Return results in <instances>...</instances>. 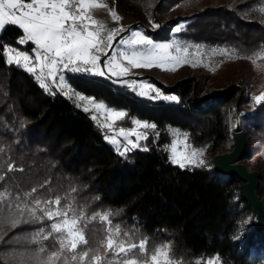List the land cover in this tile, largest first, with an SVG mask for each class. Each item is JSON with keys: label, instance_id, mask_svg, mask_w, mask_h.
<instances>
[{"label": "trees", "instance_id": "16d2710c", "mask_svg": "<svg viewBox=\"0 0 264 264\" xmlns=\"http://www.w3.org/2000/svg\"><path fill=\"white\" fill-rule=\"evenodd\" d=\"M263 1H210L197 8L196 0H107L128 15L150 10L159 28L133 23L130 29L139 27L152 40L176 34L196 43L233 47L245 57L264 53V18L255 8ZM175 7L179 11L165 18ZM183 21L181 32H175L174 26ZM22 37L18 26L0 31V264H47L48 255L61 250L62 234L49 235L52 221L34 204L37 198L57 196L61 208L71 205L77 215L83 214L80 226L88 241L75 253L64 250L62 264H87L71 256L95 248L116 228L120 239L146 240L149 254L168 245L175 264H207L210 259L215 264H264V233L251 224L239 179L215 172L211 158L202 166L181 168L171 162L167 148L170 128L176 127L192 146L209 147L211 157L229 151L232 114L250 104L251 114L240 117L246 141L241 160L259 171L257 192L264 202V103L252 98L264 93V58L257 62L249 92L208 75L183 77L171 85L159 75H128L154 84L163 94L157 99L139 95L121 83L122 77L66 71L73 89L126 113L115 122L118 127H132L134 119L155 126L147 128L141 142L146 150L119 154L89 113L62 95L63 89L50 82L45 89L35 74L7 62V47L33 51L34 44L21 42ZM33 212L42 219L36 220ZM100 254L104 256L103 248ZM112 257L108 252L107 258Z\"/></svg>", "mask_w": 264, "mask_h": 264}, {"label": "snow or ice", "instance_id": "6c2138e0", "mask_svg": "<svg viewBox=\"0 0 264 264\" xmlns=\"http://www.w3.org/2000/svg\"><path fill=\"white\" fill-rule=\"evenodd\" d=\"M78 4L80 7L73 10L70 0H27V2L26 0H0V29H4L8 25L18 26L26 33V40L34 42L35 48L33 52L37 61L36 65L29 66L30 56L28 54L17 53V56L22 57V66L27 72L35 74L40 79V86L45 89H47V85L44 84L42 78L45 74L54 83L58 79V83L63 89V87H66L62 75L63 71L99 76H105L110 73L109 79L112 77H123L129 73V67H126L117 60L115 52H113V55L108 56V51L112 49L116 33L108 32L105 38L100 31L90 30V25L84 23V21L90 18L82 14L90 5H87L85 0H78ZM112 15L115 16L116 13L113 12ZM186 23V21H183L181 24L174 26V31L177 33L181 32ZM154 27L159 28L160 25L154 24ZM117 42L121 45H128L133 49L130 53L127 51L120 52V56L131 67H163L166 62L181 63L179 56H173L169 52L172 45L154 44L150 37L143 35L138 30L132 31L131 39H120ZM136 46H145L147 47V51H137L135 50ZM99 53H103L107 59L104 62V68L94 71L99 66ZM7 62L21 64L20 59L13 61L11 57ZM192 66L196 67V64ZM105 69L107 72H105ZM171 70L174 71L175 68ZM147 87L151 88L155 93L151 97L152 99L160 98L159 89L154 88L150 84ZM73 94L80 102L94 103L86 95L80 94L78 91ZM65 95H68V93H65ZM139 95L148 96L149 93L141 91ZM163 98L171 101L178 100L176 96H164ZM253 100L257 104L264 103V93L260 96H254ZM96 107L103 106L96 105ZM83 110L88 112L90 109L85 106ZM125 115L124 111L113 110L110 118L113 120L122 119ZM92 119L95 120L96 117L93 116ZM134 123L144 128L155 127L148 123L141 125L139 120H136ZM107 126L111 127L110 124ZM119 134L124 137L127 144L133 148L138 147L137 142L141 138L138 132L135 130L126 131L125 128L121 127ZM131 137H136V141H133ZM110 142L116 144L117 140L111 138ZM127 151L129 149L125 147L124 152ZM204 152L205 149H193L190 152L177 153L176 148L173 147L170 159L172 163L181 168L192 164L193 161H195L196 166H202L204 164ZM3 179L4 177L0 176V180ZM32 192L35 193L36 189L33 188ZM34 204L48 220L52 221L50 225L51 233L49 235L52 233L62 234L58 238L61 250L51 252L47 257V264H62L61 256L64 250L75 253L79 245L88 244L87 239L83 235V229L80 226V221L84 219V216L82 213L77 215L73 206L66 205L64 208H61V198L59 196L54 200H41L37 198ZM23 211L24 209H20L21 215H23ZM70 213L72 214L70 215ZM33 216L36 220L42 219V217L35 216V212H33ZM103 218L107 219V216ZM41 232H43L42 229ZM119 237V228L115 230L110 229L106 239L98 241L95 248L83 251L79 256L73 254L71 259H78L81 262L87 261V264H113V259L107 258V253L111 252L113 258H120L119 264H175V260L168 250V245L154 247L151 254H149L146 240L133 243L130 240L120 239ZM101 248L104 250V256L100 254ZM90 252L92 254L89 259ZM197 264H199V261ZM207 264H215V260L210 259L207 261Z\"/></svg>", "mask_w": 264, "mask_h": 264}, {"label": "rangeland", "instance_id": "374dc122", "mask_svg": "<svg viewBox=\"0 0 264 264\" xmlns=\"http://www.w3.org/2000/svg\"><path fill=\"white\" fill-rule=\"evenodd\" d=\"M213 1L215 3L219 2H227L228 4H235L237 0H196V7H201L202 4L206 2ZM27 2V0H26ZM87 5H90L86 8L85 12L82 13L83 15L89 17L90 19H87L84 21V23H88L90 25V30L100 31L102 35L105 36L108 32H115V38L112 45V49L108 51V56L113 55V52L117 55V60L121 63H123L126 67H129V73L126 76L122 77L121 83H124L131 88H133L138 94L141 91L148 92L149 95L147 97H152L155 95V93L152 91L151 88L147 87V85H152L154 88L158 89L154 84L149 83L146 80L143 79H136V78H129L128 75H142V74H148V75H159L163 78L165 83L168 85L174 84L178 79L183 77H198L200 75H208L209 79L211 80H217L220 83L226 84V85H239L241 86L244 91H250L251 89V82L255 80L256 77V68H257V62L259 59L264 57V53H254L250 57H245L244 55L237 54L233 47H228L224 45H211V44H204V43H196L192 41H188L184 38H181L178 35H170V37L167 40L164 41H155L152 40L154 44H170L172 45V48L169 49V52L173 56H179L181 58V63L175 64L174 62H166L164 63L163 67L159 66H153L150 68H136L131 67L127 64V61L124 60L120 56L121 51H127L131 52L133 49L128 45H121L117 41L120 39H131L132 38V31L138 30L142 32L143 35H146L141 28H131L130 25L133 23H137L138 25L147 26L150 28H154V23L152 15L150 13V10L140 12L136 15H128L123 13L121 10H119L115 6H110L107 0H85ZM70 3L73 5V10H75L77 7H80L78 4V0H70ZM256 9H258V15H261L264 18V1L260 4L255 6ZM179 11V8L175 7L171 9L166 15L165 18L173 17L175 12ZM116 13L115 16L112 15V13ZM181 24V23H180ZM130 29L128 34L121 37V34L126 30ZM120 30V31H117ZM1 31V29H0ZM23 31V30H22ZM23 37H26V33L23 32ZM22 37V38H23ZM23 41V39H21ZM32 42V41H31ZM23 43H25L23 41ZM34 44V42H32ZM35 48V45H34ZM33 48V49H34ZM8 49V48H7ZM179 49V51H178ZM137 51H147V47L145 46H136ZM17 53H25L30 56L29 66L36 65L37 61L35 59V54L32 51L26 52L18 50L15 52H12L8 49L7 51V58L15 61L16 59L21 60L20 66L23 64L22 57H18ZM100 59L103 57V62L99 61V66L94 71H99L101 68H104V62L107 59V57L103 53H99ZM196 64V67H193L192 65ZM24 68V67H23ZM175 68V70H171ZM25 69V68H24ZM105 72L107 70L105 69ZM62 75L65 80L66 87H63L62 95L65 97L70 98L76 105H79L78 107L83 110L85 106L89 107V115L92 118L93 116L96 117L94 120L95 123L100 126L106 136L105 138L107 141L110 142L111 138H115L117 140L116 144H113L110 142L114 150L121 154L126 153L124 152L125 147H127L130 150L132 149H142L146 150L147 146H144L141 144L142 141L145 140V138L148 136L149 132L147 128H144L142 126L136 125L134 122L139 119L133 120V126L130 128H125L126 131L128 130H135L140 134V139L137 142L138 147L133 148L131 145L127 144L124 140V137H122L119 134V129L121 127H118L116 125V121L118 119H111V112L113 110L115 111H121L116 110L110 107H107L103 102H97L93 100L91 97H88L90 100H92L93 104H88L87 102H80L76 99V96L73 94L77 92L75 89H73L67 78H66V71L62 72ZM110 75V73L106 74ZM44 80V84H47L48 82L55 84L58 88L62 89L61 86L57 82L54 83L53 80L49 77L45 76L42 77ZM65 93H68V95H65ZM80 93V92H79ZM82 94V93H80ZM160 97L163 96V94L160 92ZM260 96V95H257ZM253 98V97H252ZM96 105H102L103 107L97 108ZM252 112V106L248 104L246 108L241 109L237 111V113L234 115L232 114V122L231 126L229 127L230 132H232L236 126H238L241 129V122L240 117L243 114L250 115ZM141 122V125L144 123H147L145 121L139 120ZM111 125V127H108L107 125ZM235 125V127H233ZM242 130V129H241ZM243 131V130H242ZM170 132L172 134V139L170 144L168 145V151L170 154V157L172 155V149L173 147L176 148L177 153L182 152H190L191 150H199V149H205L203 160L204 164H206L211 158V150L209 147H199L196 148L192 146V144L188 141L187 134L181 130H179L176 127H171ZM244 133V132H243ZM133 141H136V137H131ZM128 152V151H127ZM217 152H214L215 154ZM212 154V156H213ZM242 163H245V161L241 160ZM248 164L249 170H256L252 168L251 163ZM195 165V161H193L192 164ZM258 171V170H257ZM114 261H116V264H119V257L113 258Z\"/></svg>", "mask_w": 264, "mask_h": 264}, {"label": "water", "instance_id": "95a60500", "mask_svg": "<svg viewBox=\"0 0 264 264\" xmlns=\"http://www.w3.org/2000/svg\"><path fill=\"white\" fill-rule=\"evenodd\" d=\"M231 138L233 143L229 151L215 153L211 157L212 168L217 173L239 179V195L251 209V224L256 232L264 233V202L257 192L259 171L249 170L241 162L246 141L238 126L231 132Z\"/></svg>", "mask_w": 264, "mask_h": 264}, {"label": "crops", "instance_id": "0c3cea01", "mask_svg": "<svg viewBox=\"0 0 264 264\" xmlns=\"http://www.w3.org/2000/svg\"><path fill=\"white\" fill-rule=\"evenodd\" d=\"M9 50H11L12 52H15L16 53V51H17V49H15V48H12V47H7Z\"/></svg>", "mask_w": 264, "mask_h": 264}, {"label": "built area", "instance_id": "2783aa9c", "mask_svg": "<svg viewBox=\"0 0 264 264\" xmlns=\"http://www.w3.org/2000/svg\"><path fill=\"white\" fill-rule=\"evenodd\" d=\"M22 39H23L24 42H27L26 37H23Z\"/></svg>", "mask_w": 264, "mask_h": 264}]
</instances>
